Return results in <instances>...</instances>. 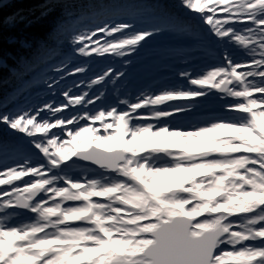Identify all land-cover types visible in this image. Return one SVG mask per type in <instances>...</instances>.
I'll return each mask as SVG.
<instances>
[{
	"label": "snow or ice",
	"instance_id": "6c2138e0",
	"mask_svg": "<svg viewBox=\"0 0 264 264\" xmlns=\"http://www.w3.org/2000/svg\"><path fill=\"white\" fill-rule=\"evenodd\" d=\"M182 2L215 37L246 49L250 61L226 52L221 66L190 79L199 90L142 96L124 101L123 110L62 116L63 109L94 103L87 92L69 90L62 106L45 105L54 122L41 111L0 113V124L32 137L48 165L25 161L0 171V185L12 189L3 192L9 199L0 202V212L17 208L38 217L20 226L0 220V264H264V0ZM153 35L130 23H105L76 35L73 43L84 57H125ZM123 75L108 68L89 87ZM204 87L237 99L233 107L246 117L191 132L136 123L172 115L156 106L204 96ZM80 120L100 121L104 134ZM37 133L45 135L37 139ZM73 156L119 179L81 183L54 171H62ZM161 156L171 163H157ZM22 177L30 179L16 187L13 182Z\"/></svg>",
	"mask_w": 264,
	"mask_h": 264
},
{
	"label": "trees",
	"instance_id": "16d2710c",
	"mask_svg": "<svg viewBox=\"0 0 264 264\" xmlns=\"http://www.w3.org/2000/svg\"><path fill=\"white\" fill-rule=\"evenodd\" d=\"M109 8L122 13L128 11L131 15H156L157 20L178 16L181 31L176 33L182 38L189 36V43L184 47L201 48L186 28L197 20L194 13L185 9L182 0H0V113H15L18 110L16 105L26 94H33L37 90L33 85L31 93H28L26 81L32 82L36 72L48 59H59L66 50L78 48L73 43L75 22L82 26L84 21L80 18L93 15L90 19H95L106 14ZM147 29H160L164 35L174 31L172 25ZM46 54V61H40ZM125 57L107 54V57L99 58V62L113 60L129 70H137L136 73L141 76L144 68L156 56L149 57L139 65L130 63L129 66L122 61ZM16 135L8 133L5 126L0 124V137L8 140L11 146L17 143Z\"/></svg>",
	"mask_w": 264,
	"mask_h": 264
},
{
	"label": "rangeland",
	"instance_id": "374dc122",
	"mask_svg": "<svg viewBox=\"0 0 264 264\" xmlns=\"http://www.w3.org/2000/svg\"><path fill=\"white\" fill-rule=\"evenodd\" d=\"M109 10H112V9L109 8L108 11ZM114 12L115 13L109 12L106 14H102V16L95 17V19L94 18L90 19V16H93V15H89L87 17L80 18L84 22L82 23V26H81V24H77L75 22L74 28H75L76 35H78L80 33H84V32L94 30L98 26H103L105 23H107L108 25H112L114 23H121V22L130 23L133 25V29L136 31L150 30V29H147L146 27H152L154 24H156L155 22H150L151 20L148 23L143 22L142 20L144 19V15L143 16L142 15L141 16H139V15L133 16V15L129 14L128 11H124V13L117 12V11H114ZM152 17H154V16H151V18ZM194 17L198 21H200V23L203 24V26L205 25L209 29V26L202 22L199 14L194 13ZM78 18L79 17H77V19ZM172 18L175 19V18H178V16H174ZM179 23H180L179 21H175L171 25L172 26H179L180 25ZM206 27H205V29H206ZM236 27L239 29V28H242V25H236ZM128 31L130 33L132 30H128ZM150 31H152V30H150ZM188 31H189V28H188ZM209 31H210V29H209ZM153 32L157 36L154 35L153 38L150 40L148 38L146 40V42L142 41L141 45L138 46L137 50L135 52H132L131 54H129L126 57L125 62L132 63L133 65L138 63V65H139L140 61L145 60V58L148 56V54H150V53H148L145 56L144 55L145 50L146 49L149 50V48H153V50H157L155 48L156 47L155 44L157 42H159V40L163 41L165 39L166 42H168V43H172V42L176 43V42H179V40L180 41L183 40L185 44L189 43V41H188L189 36H184V38H182V36L178 35L177 33H174V34L172 33L173 35L172 34L171 35L166 34V36H164V31H161L160 29H158V31L156 29H154ZM175 32H177V31H175ZM161 34H162V37H160ZM210 34L212 37H214V35L211 32H210ZM117 35H119V34H117ZM107 39H111V38L109 37ZM226 44L230 47H236V45H234L232 43H228L227 41H226ZM230 47H228V48L231 50ZM170 48H171V51H174V52L177 51V49L175 47H170ZM170 48H167L166 51L169 50ZM160 50H162V49H160ZM197 50H198V48H195V50H192V51H197ZM186 54H187V56L188 55H191V56L196 55L195 52H192V53L188 52ZM187 56L185 59H177L174 62V64H176L175 67L179 66L180 69L184 70L179 74V78H181V79H180L178 87H179V89H183V90H199L200 86L192 85L190 83V79L198 78V77L202 76L204 73H206L207 71L211 70L209 68H211V66L216 65V63L214 62V60L216 61V59H214L212 62H210L209 66H207L206 64H205L206 66H204V64H202L203 61H201V59H198V58L194 59L191 57L189 58ZM46 57H47V54L44 55L43 57H41L40 61H42V60L46 61V59H47ZM96 57L99 58L100 56L96 55ZM106 57H107V54H106ZM151 57H155V55H151ZM201 58H203V57H201ZM187 60H189L190 62L187 63ZM200 62H201V64H199ZM223 63H224V61H223ZM49 65L50 64H47V66H49ZM159 65L164 67L165 64H162V62H160ZM58 66H60V65H58ZM79 67H82V66L79 65ZM215 67H217V66H215ZM76 68H77V66H75V68L67 66L64 70H61L58 74H56V73L54 75L51 74L50 77L53 78L52 82H54V83L48 85L46 80H45L44 81L45 84L43 85L44 87L41 88L42 89L41 91H38L36 94H34L30 98L27 97V100H29V101H26L25 103L27 105L30 104V107L26 108L25 110H21V111L17 112L16 114L23 113V112H30L33 109H34L33 112L42 111L43 109H45L46 104H53L54 106H62V104L66 102V98L63 97V98H65V100H63L62 97L60 99H57V97H54V95L64 96L63 93L65 91H69V90H70V94H82V93L87 92L88 94L89 93H95L98 95H104V94L110 95L111 98L108 101L110 107L106 103H104L103 106H100L96 109V112L101 111V110H109L111 108H116L117 110H123V109H126V107H127V105L125 103H123L124 101L136 102V100L142 96H154V95L160 94L164 91H168L169 86H167V84H170L166 81H158L157 79L145 80V82H144V79H142V77H139L135 80H132L133 74L127 70L124 72L125 75H123L122 77H120V76L114 77L111 84H110L111 81H109L106 84L97 85L98 89H95L92 91L91 88L93 87V85L91 87H89L91 80L95 79L97 77V75L101 74L104 71L103 68L108 69V67L104 66L103 68H101L100 70H103V71L100 73H99L100 70L97 71L95 73L97 75L89 74L88 75L89 77H87V81L83 84H81L82 78H79V77H76L78 80H76L74 83L72 81L68 80V78L71 76H75V75L79 76V75H84L86 73V72L76 73L75 72ZM117 69H120V67H118ZM159 69L160 68H158V69L155 68V70H159ZM185 69L189 70V73L187 76H186L187 73L185 72ZM123 70H125V69H123ZM155 70L150 71L152 73H148V74L149 75H157V72ZM119 73H121V72H119ZM159 77H161V76H159ZM257 83H259V81H257ZM108 84H110V85L107 86ZM53 90H54V93L52 92ZM97 91H99V92H97ZM42 94H45V95L42 96ZM206 95H209V92H207ZM256 95H259V94H256ZM36 96L37 97H41V96L45 97V100H43L44 98L41 97L40 100H42V101L35 102L33 100V98ZM123 98H125L124 101H122ZM197 98L198 97H196L195 100H190L191 101L190 103L194 102L195 104L200 105L201 102H199L197 100ZM207 100H208V98H207ZM179 101L182 102V99ZM33 102H35V103H33ZM203 102H204L203 104H205V101H203ZM174 105L178 106L176 104H174ZM223 105H225V103L222 104L221 106H223ZM156 107H159L163 110L169 111L167 106H165V105H163V106L158 105ZM169 107L174 108L173 105H171V104L169 105ZM180 108L183 109L182 106ZM195 109H197V108H194V110ZM192 110H187L189 112H186V114L180 115L177 117L170 115L168 117L161 118L159 121L147 120V121H136V123H138V124H140V123H153V124H156L158 127L162 126L163 124H168L167 127H169L170 130L191 132V131H196L202 127H209V126H211L212 121H215L213 119V118H216L215 116H213L212 118L206 117V119H202L199 117L195 118L194 111H192ZM138 111H140L141 113H147L148 112L147 109H142V110H138ZM182 113H184V112H182ZM41 115L44 116V118L49 119V120L54 122V118L51 116L50 113L46 112L45 114H41ZM60 115L66 116V117L81 116L74 109H70L66 112L62 111V113ZM244 115H247V114H244ZM106 122H111V118H106ZM4 126H5V130H7L9 132H13L15 134L19 133L15 130L8 128L6 125H4ZM67 127L71 128L73 126L68 125ZM94 127L100 129V133L104 134L103 128L101 127V123H99V121H96L94 123ZM51 132H59V129H50L49 133H51ZM44 135H45V133H37L36 138L38 139L40 137H43ZM210 135H219V133H213ZM26 137H28V136L26 135ZM32 139H33L32 137L31 138L28 137V140H26L25 142L28 143V141H33ZM64 139L67 140V139H69V137L64 135ZM23 140L24 139L20 138L19 142H22ZM7 145H9V146H7ZM32 145H33V143L30 142V146L23 145V147L26 146L27 148H32L31 147ZM6 150H11V152H14L15 154L17 153V149L15 146H11V144L8 140H4L3 137H0V152L6 151ZM35 153L38 154V152H35ZM38 156H41V155H35V157L37 159L46 161L45 158H39ZM13 157L14 156L7 157L6 161H0V171H4L9 167H16L19 164H23V162H19L17 160H14L16 158H13ZM20 159H21V157H20ZM28 159H31V158H28ZM70 160L66 161L65 164H67L69 167H72L73 164H72V162H70ZM157 163L168 164V163H171V160L161 156L160 160L157 161ZM45 166H47V164ZM96 171L97 170H92L91 172H96ZM71 174H72V172L70 173V177L73 179V175H71ZM22 178H23L22 181L19 184L17 183L18 185H16V187H20V188L25 187L24 181H27L30 179V177H22ZM111 179H119V177L115 176V177H112ZM101 181H103V180H101ZM5 199H9V197H6L4 195H0V202H2ZM93 199L94 200H101V202H106L105 200H102V199L96 198V197H94ZM0 214H1V212H0ZM6 224H8V222Z\"/></svg>",
	"mask_w": 264,
	"mask_h": 264
},
{
	"label": "water",
	"instance_id": "95a60500",
	"mask_svg": "<svg viewBox=\"0 0 264 264\" xmlns=\"http://www.w3.org/2000/svg\"><path fill=\"white\" fill-rule=\"evenodd\" d=\"M98 151H104V149H98ZM73 161L76 163H81V164L89 166V167H100L99 165H97L91 161H86V160L80 159L78 156H74ZM15 182H17V181H14L13 184ZM6 187H9V185H3V188H6ZM22 195H26V194H22ZM20 210H24V209H20Z\"/></svg>",
	"mask_w": 264,
	"mask_h": 264
},
{
	"label": "bare ground",
	"instance_id": "6f19581e",
	"mask_svg": "<svg viewBox=\"0 0 264 264\" xmlns=\"http://www.w3.org/2000/svg\"><path fill=\"white\" fill-rule=\"evenodd\" d=\"M105 10V9H104ZM155 22H156V20H155Z\"/></svg>",
	"mask_w": 264,
	"mask_h": 264
}]
</instances>
